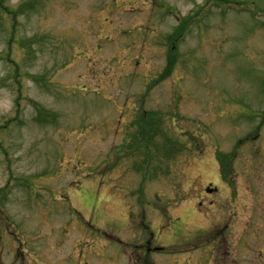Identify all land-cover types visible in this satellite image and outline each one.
<instances>
[{
    "label": "rangeland",
    "instance_id": "374dc122",
    "mask_svg": "<svg viewBox=\"0 0 264 264\" xmlns=\"http://www.w3.org/2000/svg\"><path fill=\"white\" fill-rule=\"evenodd\" d=\"M222 1L0 0V264H264V0Z\"/></svg>",
    "mask_w": 264,
    "mask_h": 264
},
{
    "label": "trees",
    "instance_id": "16d2710c",
    "mask_svg": "<svg viewBox=\"0 0 264 264\" xmlns=\"http://www.w3.org/2000/svg\"><path fill=\"white\" fill-rule=\"evenodd\" d=\"M208 2L212 3V2H214V0H207V3ZM215 2L217 3V5H219V0L218 1L215 0ZM222 2H225L226 4L233 3L232 0H223ZM185 21H186V19H183L182 22H185ZM180 34L182 35V33H180ZM172 67H173V64L170 63L168 65V67L165 69L164 75L162 76L163 78H165L167 75L171 74V72L173 70ZM163 78H161V79H163ZM142 119L146 120V122L148 123L147 117L145 118L142 115ZM146 122H144V123H146ZM151 130L154 131L153 129H151ZM141 133H142L141 135L137 134L134 137L135 138L134 146L135 145L136 146L146 145L147 147L151 146L154 150L159 151V148L156 146V144L153 143V140H152L153 136L151 135L152 132L151 131H146L145 129H143ZM154 133L156 134V132H154ZM140 164H142L143 167H142V169L140 168L139 170H144V171H145V169L147 170L146 166H149L151 169H154L155 171L160 169L159 162L155 161L154 158L148 159V160L142 159V162H140ZM225 179H227V178L225 177Z\"/></svg>",
    "mask_w": 264,
    "mask_h": 264
},
{
    "label": "flooded vegetation",
    "instance_id": "af4514ba",
    "mask_svg": "<svg viewBox=\"0 0 264 264\" xmlns=\"http://www.w3.org/2000/svg\"><path fill=\"white\" fill-rule=\"evenodd\" d=\"M149 244H150V242H148V248H147V247H146V248H145V247H143L145 250H147V251H146V253H148V254H149V253H150V251H151V247H149Z\"/></svg>",
    "mask_w": 264,
    "mask_h": 264
}]
</instances>
